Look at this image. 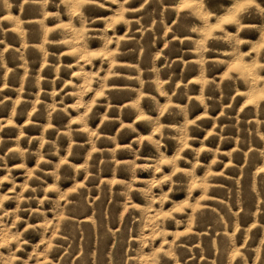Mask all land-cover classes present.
Wrapping results in <instances>:
<instances>
[{
	"label": "rangeland",
	"instance_id": "rangeland-1",
	"mask_svg": "<svg viewBox=\"0 0 264 264\" xmlns=\"http://www.w3.org/2000/svg\"><path fill=\"white\" fill-rule=\"evenodd\" d=\"M0 264H264V0H0Z\"/></svg>",
	"mask_w": 264,
	"mask_h": 264
}]
</instances>
